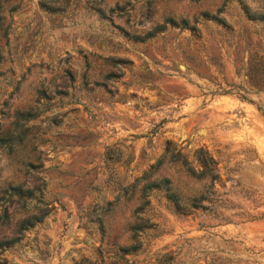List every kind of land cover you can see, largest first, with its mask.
I'll list each match as a JSON object with an SVG mask.
<instances>
[{"label": "rangeland", "instance_id": "obj_1", "mask_svg": "<svg viewBox=\"0 0 264 264\" xmlns=\"http://www.w3.org/2000/svg\"><path fill=\"white\" fill-rule=\"evenodd\" d=\"M239 2L264 8L2 2L0 132L12 131L16 112L35 115L20 121L19 143L0 147V240L17 238L0 264H264V70L249 67L264 65V24L246 22ZM201 11L228 27L135 38ZM218 87L250 102L210 94ZM203 155L214 164L201 175ZM162 177L187 213L161 191L139 195ZM14 185L37 190L22 197ZM193 197L195 208L185 200ZM26 217L32 225L18 232Z\"/></svg>", "mask_w": 264, "mask_h": 264}, {"label": "trees", "instance_id": "obj_2", "mask_svg": "<svg viewBox=\"0 0 264 264\" xmlns=\"http://www.w3.org/2000/svg\"><path fill=\"white\" fill-rule=\"evenodd\" d=\"M3 1L4 0H0V36H1V20H2L1 11H2ZM239 4H240L239 8L241 10V15L246 22H251L254 24H258V23L264 24V8L261 9V11H252L245 3L239 2ZM109 12H112V9H109ZM217 12H220V10L218 9ZM99 14L100 16L104 17L103 10L100 9ZM207 23L216 25L218 27H228L229 25L227 21L222 16H219L217 13L212 14V13H209L208 11H201L198 13L197 17H195L192 20L191 24L185 18L176 20L173 17H165L163 18L160 24L155 25L150 31L146 32L144 37L135 36V38L136 40H142L144 38H149L152 35H155L156 33L162 32L164 29H166V26L176 27L178 29H187L190 34L198 36L199 28L197 27V24L203 25ZM0 59H1V55H0ZM249 67L250 68L254 67L256 68V70H259L260 72L264 70V65L262 62L255 63V65H252V66L250 65ZM246 70H247V67H246ZM234 88L232 87V89L230 88L224 89L223 87H218V89L216 90L217 93H210V94L212 95L214 94H217V95L233 94L237 96L240 100H246L250 102V99L247 97V93H239L240 91L239 92L232 91L234 90ZM237 89L242 90L239 88ZM34 115L35 114L32 113L31 111L16 112L15 120H14V127L12 131L0 132V147H3L7 151H10L12 149L13 144L19 143L22 140V137L24 135V129L21 128L20 121H26L28 119H31L34 117ZM200 163H201V169L199 170L198 173L203 175L205 170H209L210 165L214 164V160L210 156L205 157L203 155L200 157ZM189 170L190 172H193V169L190 167H189ZM8 188L11 190L10 194L18 195L22 197L33 196L34 191L37 190L36 188L23 189L18 185L9 186ZM153 189L161 191L163 193V196L165 197V199L171 203L174 212L179 213V214L187 213V210L183 205L184 200L182 199V197H180L176 192L172 190L169 179L162 177V178L154 179L152 181L144 183L142 187L140 188L139 195L141 197H145L147 195L146 192L153 190ZM203 198H204L203 195L199 196V199H203ZM185 200L188 206L195 208V203H194L196 200L195 197L191 199H185ZM137 210H139V207H137L135 211ZM3 214L4 216H6L5 211H3ZM30 219L31 217H26L20 220L18 223L17 231L20 232L21 230L26 229L28 226L32 225L33 221ZM16 241H17L16 237L0 240V249L9 248Z\"/></svg>", "mask_w": 264, "mask_h": 264}]
</instances>
